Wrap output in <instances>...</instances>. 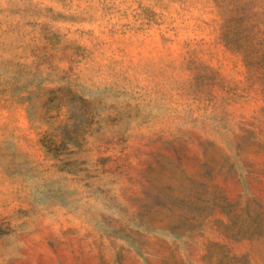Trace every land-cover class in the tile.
<instances>
[{
	"label": "rangeland",
	"instance_id": "374dc122",
	"mask_svg": "<svg viewBox=\"0 0 264 264\" xmlns=\"http://www.w3.org/2000/svg\"><path fill=\"white\" fill-rule=\"evenodd\" d=\"M0 264H264V0H0Z\"/></svg>",
	"mask_w": 264,
	"mask_h": 264
}]
</instances>
